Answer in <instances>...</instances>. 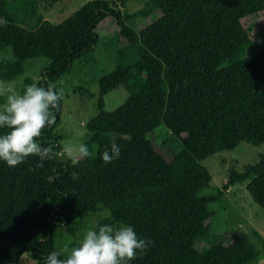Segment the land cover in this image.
I'll return each instance as SVG.
<instances>
[{"label": "trees", "instance_id": "obj_1", "mask_svg": "<svg viewBox=\"0 0 264 264\" xmlns=\"http://www.w3.org/2000/svg\"><path fill=\"white\" fill-rule=\"evenodd\" d=\"M19 9L0 1V51L11 48L14 62L0 69L11 81L31 58H47L39 85L70 73L74 61L91 56L100 39L116 37L119 67L100 80L101 96L122 87L125 102L103 109L86 125L89 156L60 161L53 130L42 129L53 159L29 157L15 167L0 162V264H16L27 254L42 264L56 250L53 233L77 230L86 212L100 206L110 217L99 223L130 224L151 245L132 264H247L257 256L244 232L232 231L209 207L222 192L202 196L212 175L208 157L245 142L264 146V0H149L127 13L128 0H93L58 24L37 15L40 0H22ZM37 20L25 28L16 15ZM146 24L128 25L136 18ZM91 59V57L89 58ZM30 84V82H27ZM163 126L179 149L167 158L150 135ZM120 156L99 158L111 139ZM167 146V143L163 144ZM95 150V152H93ZM76 173L73 179L71 173ZM246 182L252 200L264 210V153L255 164L231 172L228 184Z\"/></svg>", "mask_w": 264, "mask_h": 264}, {"label": "rangeland", "instance_id": "obj_2", "mask_svg": "<svg viewBox=\"0 0 264 264\" xmlns=\"http://www.w3.org/2000/svg\"><path fill=\"white\" fill-rule=\"evenodd\" d=\"M90 1L93 0H40L37 4V15L43 20L58 24ZM4 2L19 10L23 5L22 0H4ZM148 2L149 0H128L124 10L130 14L135 13L144 8ZM15 19L18 25L25 28L37 27V20L24 17L23 13H18ZM145 24L146 20L140 17L128 23L137 30ZM258 44L259 49L248 53V56L264 51V35L258 39ZM117 47L116 37L100 39L93 49L91 59L86 56L74 61L70 73L50 83L62 92V111L53 134L59 138L61 146L59 159L63 163H75L80 158L77 145L81 142L85 143L88 139L86 125L99 113V100L102 99L105 111H113L128 98V92L122 87L103 96L100 94V80L120 65ZM14 61L11 48L7 47L0 51V69L6 63ZM49 65L50 60L47 58L26 60L22 74L11 81L0 80V100L9 93L22 91L28 85L27 82L38 84L44 69ZM150 139L167 158L172 156L174 150L179 149L177 142L173 141V137L163 126L153 131ZM164 143H167V146H164ZM263 153L264 146H252L243 142L232 150L217 153L203 161L212 175V180L209 187L203 189L200 195L212 196L222 192L221 201L209 205L211 209L220 213L219 221L213 220V227L223 222L230 230L249 235L257 256L247 264H264V210L252 200L246 189V182L228 184V180L231 172H239L245 165L255 164ZM109 217V210L103 206L94 212H86L82 220L77 223L76 231L70 230L76 226V223L71 224L69 229L62 226L55 230L52 236L54 247L56 250L70 248L83 231ZM33 263L32 259L24 254L16 264Z\"/></svg>", "mask_w": 264, "mask_h": 264}, {"label": "clouds", "instance_id": "obj_3", "mask_svg": "<svg viewBox=\"0 0 264 264\" xmlns=\"http://www.w3.org/2000/svg\"><path fill=\"white\" fill-rule=\"evenodd\" d=\"M61 98L62 92L53 85L32 83L0 100V162L11 168L29 157H37L41 163L53 159L56 153L52 146L43 144L39 137L42 129L56 123L53 110ZM77 150L82 157L90 154L84 142L77 145ZM120 153L121 147L113 138L99 152V158L108 164ZM71 176L75 179L76 173ZM151 243L130 224L97 222L70 248L49 251L42 257V264H132Z\"/></svg>", "mask_w": 264, "mask_h": 264}]
</instances>
